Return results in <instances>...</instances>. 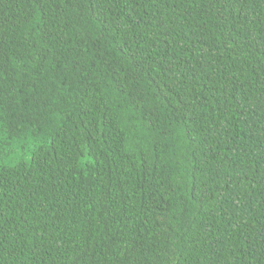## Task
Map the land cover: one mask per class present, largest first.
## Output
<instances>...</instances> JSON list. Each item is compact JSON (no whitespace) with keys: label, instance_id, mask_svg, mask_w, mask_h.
Masks as SVG:
<instances>
[{"label":"trees","instance_id":"trees-1","mask_svg":"<svg viewBox=\"0 0 264 264\" xmlns=\"http://www.w3.org/2000/svg\"><path fill=\"white\" fill-rule=\"evenodd\" d=\"M0 264H264V0H0Z\"/></svg>","mask_w":264,"mask_h":264}]
</instances>
